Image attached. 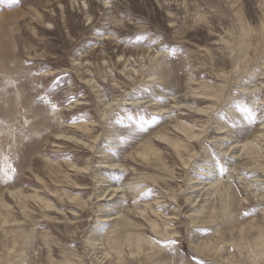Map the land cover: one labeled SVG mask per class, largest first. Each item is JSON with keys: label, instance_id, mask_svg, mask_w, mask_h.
<instances>
[{"label": "rangeland", "instance_id": "rangeland-1", "mask_svg": "<svg viewBox=\"0 0 264 264\" xmlns=\"http://www.w3.org/2000/svg\"><path fill=\"white\" fill-rule=\"evenodd\" d=\"M138 34L147 39L137 43ZM57 76L63 82L53 86ZM134 91L145 98L124 99ZM72 94L79 98L52 108ZM138 104L162 119L130 138L113 111ZM183 104L217 108L195 115ZM178 122L198 137L188 139ZM246 143L261 150L255 163L233 155ZM211 149L227 157L223 177L206 171ZM261 166L264 0H0V264H194L192 256L250 264L230 240L239 241L242 226L248 242L264 233ZM113 170L126 173L124 190L105 204L117 193L105 187ZM215 180L216 188L235 190L230 218L218 215ZM200 206L213 222L198 220ZM122 219L131 225L120 228ZM136 231L144 236L140 253L123 236ZM114 236L119 254L108 243Z\"/></svg>", "mask_w": 264, "mask_h": 264}, {"label": "bare ground", "instance_id": "bare-ground-1", "mask_svg": "<svg viewBox=\"0 0 264 264\" xmlns=\"http://www.w3.org/2000/svg\"><path fill=\"white\" fill-rule=\"evenodd\" d=\"M192 95L193 96H203L204 100H207V97H209V95H204V93H199L198 91H194L192 92ZM232 94H229L228 96H231ZM211 98H213L214 100L218 101L219 99H221V96H216L215 94L211 95L210 96ZM192 105V104H191ZM191 105H185L183 104V108L187 109L188 111H192L195 115L196 114H201V115H209L210 113H215V108L217 107H213V106H210L208 107L207 109L205 110H202L203 108H194V107H190ZM210 120L213 121V123L217 124L219 126V122L218 120L214 117V115H211L210 116ZM209 120V121H210ZM176 128H178V130L185 134V136L188 138V139H193V137H198V135L194 134L193 131H192V128L190 126H188L186 123L184 122H178L176 123L175 125ZM218 130H221L223 131L222 128H218ZM235 145H238L236 142H235ZM173 147L175 148V150L177 152H180V149L181 148V145L180 144H173ZM145 149H147L149 152H153L154 150L150 147L149 144H147L145 147ZM235 154L233 155H237L240 156L242 155V153L245 155L246 159H248L249 161H253L255 163V161H258L257 159L260 157V153H261V150L259 149V147L257 145H253L251 143H246V144H242L240 145L239 147V150H235L234 152ZM261 169V171L263 172L264 174V167H259ZM240 177V176H239ZM218 182L219 180H215L212 182V186L210 190H212L210 193H216V195L218 196L219 200H220V204H221V207L220 209L218 210V215L220 217H226V218H230L231 217V209H232V204H228L229 203H232L231 201V194L235 193L234 191H232V189L230 187H227L226 189H218L216 188L215 186L218 185ZM241 182L245 185L248 184V186H252L251 185V182H254V181H250V182H247L246 179L243 177L241 179ZM195 186H192V188H194ZM198 187V186H197ZM214 200V199H213ZM213 200H211V203L212 204V208H211V211L213 212V209H215L214 205H213ZM201 208V209H200ZM200 208L196 211V215L198 214L197 218L198 220L200 221H203L205 223H211L213 222V219H204V208L202 206H200ZM208 210V208H207ZM206 210V211H207ZM153 214L156 216L157 213L155 214V211L152 210ZM146 220L148 221V225H149V228L151 231H153L154 233L158 232V224L157 222L153 221V220H149V217L146 218ZM196 218H194L193 216L190 217V221L191 223L193 222H196ZM120 228L122 227H125L127 225H131V222L130 221H126L125 219H122L120 220ZM166 225V223H164ZM248 229H253L255 228V226L253 225V223H250L248 226H246ZM231 230H233L234 228H237L235 227L234 225H231ZM240 232V238H239V241L237 243H235L233 240H230L231 242L234 243V246L237 247L239 250H241V253L244 252L246 253V257H247V260L250 262V264H264V260H263V254H264V233H259L257 235V237H255L251 242H248L246 237L248 235V232H246L244 230V227H239L237 228ZM118 230V229H117ZM230 231V229L226 232V234H221L220 235H227V233ZM232 233V232H231ZM124 236V239L125 241L127 242V245H130L132 247V251H136L138 253L142 252L141 250V243L142 241H144V236L139 232V231H136L135 233H132V232H128V233H125L123 234ZM233 237H231L232 239ZM120 242H121V239L120 237L118 236H114L113 238L109 239V246L115 250V252L117 254L120 253V250L118 249L119 245H120ZM216 248H220L219 246H217Z\"/></svg>", "mask_w": 264, "mask_h": 264}, {"label": "snow or ice", "instance_id": "snow-or-ice-1", "mask_svg": "<svg viewBox=\"0 0 264 264\" xmlns=\"http://www.w3.org/2000/svg\"><path fill=\"white\" fill-rule=\"evenodd\" d=\"M147 39V34H138L135 37V40L137 43L144 42ZM155 44V40L153 39L151 43H149L147 46L151 47ZM162 51H169V48L167 46L160 49ZM176 51L175 48H172L170 50V55L174 54ZM63 78L60 76L54 77L51 80V84L53 86L62 83ZM146 91H150V89L146 88ZM79 96L77 94H72L70 96L64 97L61 100H57L56 102L52 103V108L55 109L58 106H62L63 104H71L75 100H77ZM145 97H140L135 94V91L132 94H128L124 96V99H133V100H140L144 99ZM147 99L153 100V102L163 104L166 102L165 98H162L160 96L156 95H150L146 97ZM41 100H43L45 103H50V101L47 100L46 97H40ZM108 107H111V105H108ZM242 111H244L247 114V118L249 121H255V112H253L250 108H242ZM219 111V110H218ZM123 112L124 115H121L120 113ZM145 113H147V117H145ZM113 115L115 116L114 123H117L121 125L123 128L129 130V137H133L135 133H144L147 132L151 127L155 126L159 120L162 119L160 116L152 115L148 109L142 105L138 104L135 108H127L126 106H118L117 109L113 111ZM73 121L77 119V117H72ZM221 119L227 120L225 116H221ZM197 137H193V139H196ZM126 138H121L120 143H126ZM225 145V147L228 146L229 142L224 139L221 141ZM211 148V145L208 146ZM116 159H118V155L116 156ZM224 159H227V157L222 158L219 153L215 151V149H211L209 152V160L207 163V173L210 175H219L220 177H223V175L227 172V167L224 164ZM204 171V169H202ZM15 175V169H12V175H8L5 173V182L10 181L13 179V176ZM111 179L114 181V183H110L105 185V187H115L117 188V193H111L106 194V199L104 201L105 204L107 203H115L117 199H119V192L124 190V179L126 177V173L118 170H113L111 172ZM151 189L148 190L146 193H142V195H149L151 193ZM127 201H121V203H125ZM132 203H136L137 201H131ZM249 213H244V215H248ZM197 231H208L207 229H200ZM170 245H177L178 241L176 240H170L168 241ZM190 259L194 262V264H204L203 261L198 260L195 256L190 257Z\"/></svg>", "mask_w": 264, "mask_h": 264}]
</instances>
